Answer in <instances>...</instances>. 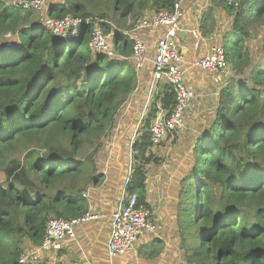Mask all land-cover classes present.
Instances as JSON below:
<instances>
[{"label":"trees","instance_id":"1","mask_svg":"<svg viewBox=\"0 0 264 264\" xmlns=\"http://www.w3.org/2000/svg\"><path fill=\"white\" fill-rule=\"evenodd\" d=\"M177 0H59L47 14L91 16L103 5L100 26L122 28L137 12L171 10ZM221 36L232 76L217 92L211 120L192 145L191 165L181 180L176 211L180 264H264V0H235ZM36 14L0 0V264H22L24 240L40 245L50 217L72 219L88 212L89 185L100 174L95 158L80 149L99 141L119 107L136 89L131 42L114 36L119 58L93 52L89 30L70 42L35 26ZM121 23V24H120ZM34 24V25H33ZM212 10L203 14V33L214 28ZM262 56L250 58L247 42L257 36ZM18 38L7 47L3 36ZM174 92L162 84L130 152V173L123 191L146 199L150 127L159 101L167 113ZM25 150L24 161L16 153ZM86 194V195H84ZM87 198V199H86ZM150 257H159L164 242L148 243ZM147 246V244H146ZM61 251V250H58ZM29 264V263H27Z\"/></svg>","mask_w":264,"mask_h":264},{"label":"rangeland","instance_id":"2","mask_svg":"<svg viewBox=\"0 0 264 264\" xmlns=\"http://www.w3.org/2000/svg\"><path fill=\"white\" fill-rule=\"evenodd\" d=\"M59 0H46V8L48 4L51 2H58ZM189 1V0H188ZM194 2V1H193ZM203 1H199L198 6H201V11L204 10ZM91 15L97 19H101L99 16L102 10H105L103 5L97 6L96 8L90 7ZM184 6V5H183ZM185 8V7H184ZM183 8V9H184ZM110 13V10H105ZM209 11V10H207ZM206 11V12H207ZM147 12V11H146ZM185 12V11H184ZM36 17L34 20L38 18L39 13L34 12ZM151 13V12H148ZM154 13V12H152ZM143 14L140 12L135 13L136 16ZM129 16V15H128ZM185 16V14H184ZM183 16V18H185ZM35 20V22H36ZM35 24V23H34ZM33 24V25H34ZM121 24V23H120ZM112 28H116L123 31L129 30V26L127 25V17L125 18V23L122 28L114 26V24L110 23ZM108 29L107 32H111V29ZM221 31L218 34V38H214L211 41H207V45L210 48L214 45H221V35L227 29V26L224 28L221 26ZM148 31L147 29H142L134 33V36L137 37L138 32ZM151 31V30H150ZM257 36H254L251 41L247 42V47L250 49V58L252 61H258L259 57L262 56V51L260 49L259 39L262 35V29H257ZM90 36L88 35V38ZM12 40L15 44H17L18 38L12 35ZM140 39V38H139ZM4 44L6 45L8 39L3 36ZM75 41H70V46L73 45ZM112 46L114 44L111 42ZM149 46V45H148ZM147 47V55L149 57L150 53L148 51L154 50L153 48ZM207 48V49H208ZM210 50V49H208ZM154 52V51H153ZM205 53V50H204ZM151 58L153 56L150 55ZM130 58V55H129ZM134 64V63H133ZM137 85L136 89L131 93L128 99L122 103L119 109L116 111L113 122L110 127L107 128L105 134L102 138L97 142H93L90 145H85L80 149L81 157L87 159L88 156L95 158L96 163V171L100 174V181L97 185H89L85 191L88 193V201L94 204L95 202L99 203L93 213H99L103 215V213L111 210L112 202H114V208L117 207L123 189L125 187V183L127 181L128 175L130 173V152L131 145L137 137L139 131L141 130L146 114L151 106L152 102V93H149V80H150V65L145 64V66L137 71ZM231 71V70H230ZM199 76L202 75L203 78L208 80L210 74L204 71L198 72ZM232 72H230V76H232ZM209 79L212 82L211 76ZM226 77H222L221 83L216 84L224 85V82H227ZM214 83V82H212ZM214 85V84H213ZM213 86L206 87L205 89L199 86L194 87V93L196 94L193 99L194 107L196 110V106H199L200 111L186 110L183 114V123L184 126L182 128L177 129L173 133L168 132L166 136L161 140V142L151 148V153L156 158L152 160L147 165V184L150 190V202L149 209L158 216L155 219L156 225L158 223V227L156 228L155 234H158L160 240L165 242L166 247L171 246L172 250L170 251L169 257H163L162 254L159 257L152 256L150 257L151 248L149 244L138 245L139 241L145 238V236L139 237L134 246V251L136 253H131L132 251L114 257L113 259H102L95 258L92 254H88L86 252L79 251L77 244L74 245V248L71 245H66L69 241L64 242L61 247L62 253L60 251L51 250L43 253L47 256L44 258H38L37 262L33 264H180L182 263V253L179 247V238H178V228L176 224V211L179 199V191L181 187V180L188 173L190 165H191V149L194 143L195 138L202 133L205 128L208 126L209 121L211 120L212 110L211 108L207 109L206 107H210L214 100V91L217 88ZM192 103V104H193ZM205 105H207L205 107ZM193 108V107H191ZM112 145V146H111ZM25 150L22 149L16 153V158L21 162L24 161ZM116 159V161H115ZM4 165L0 164V185L4 184L5 176L3 171ZM87 199V198H86ZM109 201V202H108ZM103 202V203H102ZM109 203V204H108ZM117 203V204H116ZM102 207V208H101ZM106 209V210H105ZM102 212V213H101ZM155 215V217H156ZM103 217V218H102ZM106 220V217L101 216L97 220H91L92 222L82 223L75 226V231L83 230L88 226H92L93 233L95 234L99 229L100 223ZM98 223V224H97ZM90 230V229H89ZM149 234L148 236H151ZM105 236V231H103L101 240L96 242L93 245L94 249L96 245L98 249H103V240ZM101 242V243H100ZM167 243V244H166ZM23 251L27 252L31 250V243L29 240L25 239ZM137 245V246H136ZM106 249V245H105ZM97 251V249H95ZM23 252V253H24ZM56 254V255H55ZM58 254V255H57ZM107 255V254H106ZM134 255V256H132ZM99 259V262L96 260ZM172 261L171 263V260Z\"/></svg>","mask_w":264,"mask_h":264},{"label":"built area","instance_id":"3","mask_svg":"<svg viewBox=\"0 0 264 264\" xmlns=\"http://www.w3.org/2000/svg\"><path fill=\"white\" fill-rule=\"evenodd\" d=\"M5 5L23 10H31L39 13L35 26L43 27L54 38L63 39L66 42L76 41L82 34L83 28L89 30V45L93 52L104 53L110 58H119L115 51L114 36L122 32L115 27L111 32L99 25L101 20L91 16H76L70 13L60 18L47 14L46 0H2ZM183 0H177L171 10L162 9L154 13L143 12L138 16L129 15L127 25L129 30L123 31L124 36L131 42L130 58L134 68L139 71L145 64L150 63L149 93H156L162 84L172 87L175 100L170 113L156 103V116L150 127L151 148L157 146L168 132L173 133L184 126L183 114L192 104L196 94L186 84L187 68L184 66V57L178 45L181 20L184 16ZM227 5L235 0H222ZM159 30L155 39V48L152 58L147 56V47L144 42L136 38L134 33L139 30ZM6 46L15 47L10 33ZM194 66L211 75L213 84H220L222 77L230 76V69L225 58V51L221 45H214L210 51L197 59ZM226 81L224 82V84ZM218 86V85H216ZM223 85H219L221 87ZM152 103V102H151ZM150 103V104H151ZM86 195V194H84ZM88 210L84 215L72 219L50 217L46 223L45 233L40 245L20 255L19 262L33 264L47 251L59 250L64 242L75 238V226L99 219V213ZM155 214L146 207L138 206V195H127L122 192L121 199L109 216V232L106 240V254L109 259L124 255L134 249L136 241L141 236L155 233L157 225Z\"/></svg>","mask_w":264,"mask_h":264},{"label":"crops","instance_id":"4","mask_svg":"<svg viewBox=\"0 0 264 264\" xmlns=\"http://www.w3.org/2000/svg\"><path fill=\"white\" fill-rule=\"evenodd\" d=\"M199 1H203V5H202V6H204L203 11H201V8H202L201 6L195 7L198 5ZM182 6H183V8L185 7L184 8V11H185L184 17L185 18H183L181 20L182 32H180V35H179L178 45H179L180 51L184 57V63L183 64L187 68L186 84L189 87H191L192 89L194 87H197V86H199V88L201 87V89L202 88L205 89L207 86L208 87L213 86L214 88H216L218 86L213 85V83L209 79V77L211 75L207 76L208 80L203 78L202 75L199 76L198 72H200V70L194 66V63H195V61H197V59H199L200 57H202L203 55H205L206 53H208L210 51L208 49H211L212 46L210 48H208L209 46L206 44L207 41H211L214 38H218V34L224 30V29L223 30L221 29V26L224 28L225 26L228 25V23L230 21V15L225 13L224 9L221 7V4L219 3V0H189V1L183 0ZM207 10H212L215 25H214V28L210 32L203 33L200 29V26L203 22V14ZM158 33H159V30H151V31L148 30V31L138 32L137 37L140 38L146 46L149 45L148 46L149 48L150 47L153 48V45L155 48V39L158 36ZM204 50H205V53H204ZM153 51L154 50L148 51V52L150 53V55H152L154 53ZM150 55H149V58H151ZM147 65H150V63H148ZM150 67H151V65H150ZM219 89H220V87H218L217 90H215L213 92L214 93V100H213L212 105L210 107H206L207 105H205V107L207 109L211 108L210 110H212V113L214 112L217 92ZM191 107H193V108H191ZM192 109H193V111H196V110L200 111L199 106H196V110H195L194 103L191 104V106L189 108V110H192ZM115 161H116V159H115ZM147 176H148V174H147ZM147 181H148V179H147ZM147 181H146V199H147V202L149 203L150 202V195H149L150 190L148 188ZM91 201L90 202L88 201V203H89V209L88 210L97 211V210L92 209V208H96L99 203L95 202L94 204H92ZM113 203L114 202H112L111 210L106 212L107 210L105 209L106 211H105V213H103V215H104V217H106V220H103L100 223V225H99L100 229L95 234L93 233L92 226L90 225L87 228H84L83 230L77 231L76 232V238L72 241H69L66 245H71V247L74 248V245L77 244L79 251L81 252V254L79 253V255H82V251H83V252H86L88 254H92L95 258L107 259L105 243H106V240L108 238V232H109V229H108L109 228V216H110V213L112 212V210L114 209ZM156 218H158L157 215H156ZM89 222H92V221H88V223ZM84 223H87V222H84ZM157 227H158V223H157ZM103 231H105V236H104L105 238L103 240V246H102L103 249H101V248L98 249V247H97L99 245V243H98L96 245V248H95V249H97V251H95L93 245L96 244V242H99L101 240V236H102ZM148 235L145 236V238L142 239L141 241H139V243H137V244L138 245H145V244H148V243L156 241V240L159 242H163L158 237V234L152 233L151 236H148ZM164 244H165V242H164ZM64 248H65V246H64ZM171 250H172L171 246L166 247V245H165V249L162 252V256L163 257L164 256L169 257L171 254L170 253ZM61 251L59 253H62L64 250L62 252ZM131 253H136V251L133 250ZM46 256L47 255L44 254L40 258H44ZM132 256H134V255H132ZM172 261H174V260L172 259L171 263H172ZM96 262H99V259H97Z\"/></svg>","mask_w":264,"mask_h":264},{"label":"water","instance_id":"5","mask_svg":"<svg viewBox=\"0 0 264 264\" xmlns=\"http://www.w3.org/2000/svg\"><path fill=\"white\" fill-rule=\"evenodd\" d=\"M180 32H182V30Z\"/></svg>","mask_w":264,"mask_h":264},{"label":"bare ground","instance_id":"6","mask_svg":"<svg viewBox=\"0 0 264 264\" xmlns=\"http://www.w3.org/2000/svg\"><path fill=\"white\" fill-rule=\"evenodd\" d=\"M223 47V46H222Z\"/></svg>","mask_w":264,"mask_h":264}]
</instances>
